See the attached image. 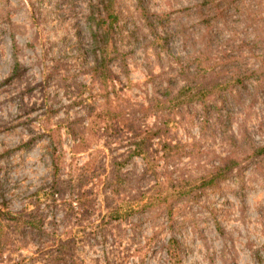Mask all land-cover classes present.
<instances>
[{"label": "trees", "instance_id": "trees-1", "mask_svg": "<svg viewBox=\"0 0 264 264\" xmlns=\"http://www.w3.org/2000/svg\"><path fill=\"white\" fill-rule=\"evenodd\" d=\"M130 2L86 0L91 61L83 72L99 101H86L79 117L48 123L26 143L45 142L48 168L21 210L11 211L10 189L0 182V260L33 245L32 256L43 264H77L75 230L94 216L97 186L112 214L117 201L125 212L162 220L168 262L180 264L185 251L174 235L194 222L189 212L201 198L221 194L243 166L264 164V141L246 127L251 103L264 97V0H195L175 13L153 12L147 0ZM139 49L159 69L146 63L140 103L118 87L121 79L129 82L130 55ZM19 76L15 69L5 82ZM172 124L194 127L197 136L175 141ZM63 135L73 155L93 149L95 140L106 149L67 163ZM150 184L165 190L161 199L148 195ZM59 213L62 225L72 223L69 230L47 221Z\"/></svg>", "mask_w": 264, "mask_h": 264}, {"label": "rangeland", "instance_id": "rangeland-1", "mask_svg": "<svg viewBox=\"0 0 264 264\" xmlns=\"http://www.w3.org/2000/svg\"><path fill=\"white\" fill-rule=\"evenodd\" d=\"M194 2L147 0L153 12L174 13ZM121 4L129 7L131 2L121 0ZM86 7V0H0V182L10 189L11 211L28 203L48 168L45 142L26 143L35 140L48 123L62 124L79 117L86 101H99L95 85L83 72L91 61ZM243 27L236 32V41L244 37ZM152 61L150 53L140 49L130 55L129 82L121 79L118 87L131 102L144 100L146 63L158 73ZM15 69L20 79L5 82ZM251 105L246 127L261 142L264 97L259 94ZM170 136L175 141H189L197 131L172 124ZM71 144L63 135L67 163H84L89 153L106 149L102 140H95L93 149L73 155ZM92 188L97 200L95 214L74 229L77 264H170L164 246L169 236L159 225L162 220L155 224L136 212H125L117 201L110 205L119 212L112 214L99 188ZM222 188L221 194L201 198L187 216L194 222L185 223L174 235L185 251L180 264H264V164L243 166ZM146 189L153 199H161L165 191L152 184ZM60 217V213L50 215L47 221H55L58 231L69 230L72 223L65 227ZM34 250L28 245L25 250L5 254L0 264H43L32 256Z\"/></svg>", "mask_w": 264, "mask_h": 264}]
</instances>
